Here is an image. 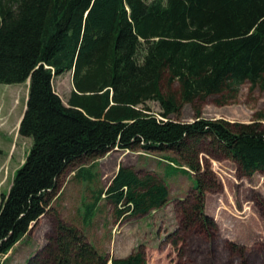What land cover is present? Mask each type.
<instances>
[{
  "label": "trees",
  "instance_id": "16d2710c",
  "mask_svg": "<svg viewBox=\"0 0 264 264\" xmlns=\"http://www.w3.org/2000/svg\"><path fill=\"white\" fill-rule=\"evenodd\" d=\"M67 73L73 90L65 103L54 81ZM247 82H264V0H0V85L29 83L19 135L33 142L8 194L0 190V255L49 213L60 178L86 159L115 150L179 156L164 159L163 180L121 166L86 206V221L103 198L117 220L162 208L170 200L167 178L187 174L184 166L196 171L207 145L246 175L264 172L258 125L200 112L193 122L179 118L184 105ZM194 188L204 197L200 180ZM57 222L55 239L27 264H148L139 249L109 258L75 227Z\"/></svg>",
  "mask_w": 264,
  "mask_h": 264
},
{
  "label": "rangeland",
  "instance_id": "374dc122",
  "mask_svg": "<svg viewBox=\"0 0 264 264\" xmlns=\"http://www.w3.org/2000/svg\"><path fill=\"white\" fill-rule=\"evenodd\" d=\"M72 73L57 77L56 92L66 103L73 90ZM29 83L0 85V186L8 194L18 169L24 164L32 140L19 135ZM179 86L172 87L178 92ZM154 111L160 108L150 103ZM200 116L231 124H256L264 132V82H249L238 90L184 105L180 120ZM210 146L198 153L197 170L167 178L170 200L148 215L117 220L114 206L103 198L93 220H85L86 206L107 189L121 166L140 176L163 180L165 158L179 160L172 152L112 151L97 160L86 159L70 167L60 178L49 213L0 264H27L57 235L58 218L75 227L89 243L109 258H125L141 250L148 264H264V172L246 175L224 153ZM180 165L185 162L180 160ZM80 168L85 171L76 177ZM89 174L92 175L91 179ZM200 180L204 197L194 182ZM201 205L202 209H196ZM203 211V212H202Z\"/></svg>",
  "mask_w": 264,
  "mask_h": 264
},
{
  "label": "crops",
  "instance_id": "0c3cea01",
  "mask_svg": "<svg viewBox=\"0 0 264 264\" xmlns=\"http://www.w3.org/2000/svg\"><path fill=\"white\" fill-rule=\"evenodd\" d=\"M27 99H28V98H27ZM25 110H26V107H25ZM25 110H24V111H25ZM22 118H23V116H22ZM22 118H21V120H22ZM21 120H20V122H21ZM165 162H166V161H165ZM166 164H167V162H166ZM172 165H173V164H172ZM172 167H176V165H173ZM167 169H168V167H167ZM167 169H166V170H167ZM115 175H116V174H115ZM182 175H183V174H182ZM184 175H185V176H189L188 173H187V174H184Z\"/></svg>",
  "mask_w": 264,
  "mask_h": 264
}]
</instances>
